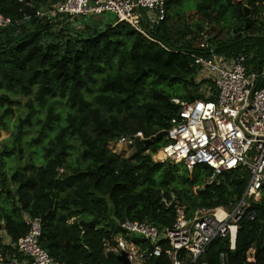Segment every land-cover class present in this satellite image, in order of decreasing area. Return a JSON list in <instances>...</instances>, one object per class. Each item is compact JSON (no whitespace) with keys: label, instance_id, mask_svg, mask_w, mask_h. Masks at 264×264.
<instances>
[{"label":"trees","instance_id":"1","mask_svg":"<svg viewBox=\"0 0 264 264\" xmlns=\"http://www.w3.org/2000/svg\"><path fill=\"white\" fill-rule=\"evenodd\" d=\"M61 1L34 0L30 7L0 0L4 15H29L20 32L15 26L0 29V134L10 128L15 93L28 97V111L18 117L16 133L0 147V168L5 157L17 153L23 159L24 146H37L28 149L22 171H0V256L4 264L23 258L14 245L28 231L27 214L40 219L39 244L54 259L122 264L106 250V243L113 245L120 234L122 221L170 228L178 207L189 216L197 208L229 209L242 197L249 178L245 168L223 172L210 182L212 170L206 165L189 170L180 163L156 162L151 155L165 144V130L180 119L172 98H215L200 90H213V83L198 80L192 56L203 36L216 53L253 54L254 67L264 64V0H166L165 17L147 28L149 38L117 22L113 14L77 17L81 29L69 24V16L61 24L35 16L36 7ZM244 7L251 23L244 33L233 34L245 21ZM223 27L228 37L220 39ZM254 34L262 42L259 49L247 42ZM56 104L68 108L64 115L55 112ZM35 105L46 113L37 118V137L22 143ZM137 132L151 141H138L128 156L109 149L119 135ZM250 210L254 219L237 222L232 249L228 238H215L194 264H220L221 253L227 264H264V230L254 254L264 222V186ZM129 240L147 243L137 236ZM158 244L161 253L148 264H172L167 241L160 238ZM180 255L184 264H193L185 251Z\"/></svg>","mask_w":264,"mask_h":264},{"label":"built area","instance_id":"2","mask_svg":"<svg viewBox=\"0 0 264 264\" xmlns=\"http://www.w3.org/2000/svg\"><path fill=\"white\" fill-rule=\"evenodd\" d=\"M33 6L34 0H17ZM104 13L113 14L117 22L127 23L131 28L149 38L147 28L164 19L166 0H63L46 7H36L34 14L56 22L67 16L90 17ZM22 19H12L0 12V29L20 25ZM199 52L193 54L194 64L201 78L213 83V90L202 88L206 97L215 94L213 100L199 97L190 100L172 98L179 106L180 119L165 130V144L151 155L156 162L180 163L191 170L196 165H206L215 174L245 168L248 183L240 198L231 208L223 206L212 209L197 208L189 216L182 207L175 210V222L170 228L140 221L125 220L120 223V234L113 245L106 243V250L119 254L125 251L131 264H148L153 256H159L160 238H164L169 249L167 255L172 264H184L180 252H186L191 263L205 252L215 238H228L230 249L234 247L237 222L245 217L254 219V212L247 210L259 200L264 186V70L247 67L252 54L228 57L209 47L207 38L198 43ZM144 139L141 132L134 135H119L108 145L117 153L118 149H133ZM27 233L14 245L23 257L13 259L12 264H65L54 259L39 244L41 221L38 217L24 215ZM133 236L146 240L145 245L130 241ZM220 264H227L226 255H219ZM0 264H4L0 256ZM201 264H206L202 262Z\"/></svg>","mask_w":264,"mask_h":264},{"label":"rangeland","instance_id":"3","mask_svg":"<svg viewBox=\"0 0 264 264\" xmlns=\"http://www.w3.org/2000/svg\"><path fill=\"white\" fill-rule=\"evenodd\" d=\"M104 17H108V18H111V14L110 13H104V14H100ZM95 17H98V15H96ZM176 19V17L174 16V20ZM178 22V21H176ZM191 22V21H190ZM250 23H251V20H250ZM69 24L72 26V27H75L76 29H81L82 27V23L81 21H78V18H71L69 19ZM237 28V27H236ZM235 28V29H236ZM242 33H244V31H241ZM228 37V34H227V27H223V30L219 36L220 39H225ZM247 42L251 45V46H254L255 48L259 49V46H262V42L261 40L259 39V37L257 36V34H254L253 37H250ZM254 52V51H253ZM252 57H253V54H252ZM254 60L252 58V60L250 61L249 64H247V67L249 69H254L256 70L257 68H260V70H264V64L259 66V67H254ZM202 79L201 76L199 75L198 77V80ZM91 88V85H89L88 87H86L84 90L86 89H89ZM202 88L203 86L200 87V90L202 91ZM14 99L17 100V103L16 105L14 106V116L12 118H10V128L9 129H5V130H1V134H0V147L2 146V144H5L8 142L9 140V136L11 135V133H16V128H15V123L17 122V119L19 116L21 117H24L25 114L27 113L28 111V108L26 107V102H27V99L28 97L26 96H22L21 94L19 93H15V97ZM36 106V112L35 114L33 115L32 117V124H29V125H25L23 127V134H21V137H22V140L21 142H27V141H30L32 138H35L37 137L38 135V128H39V124L37 122V118L40 117V118H43L45 113H46V109L44 107H37ZM67 107L66 106H63L61 104H56V110L55 112H61L62 115H64L67 111ZM74 147L77 149L76 151L79 150V146H78V143L77 142H74L73 143ZM27 146H24L25 149H23V153H22V157L23 159H19L18 157V154L15 153L14 155H11V156H8V157H5V164L2 168H0V171L1 169H3V172H7V173H12L16 170H19V171H22L25 166H26V163H27V160L29 158V152H28V149L29 150H36L37 146H32L31 148L27 147ZM34 147V149H33ZM119 154L121 155H124V156H128L131 154V149H125L124 147L123 148H120L117 150ZM12 189H14V186H11Z\"/></svg>","mask_w":264,"mask_h":264},{"label":"water","instance_id":"4","mask_svg":"<svg viewBox=\"0 0 264 264\" xmlns=\"http://www.w3.org/2000/svg\"><path fill=\"white\" fill-rule=\"evenodd\" d=\"M36 4H38V2H36ZM244 14H245V21L242 25H239L236 29L232 30V33L235 34L236 32H240L242 31L243 28H247L250 24V17L248 15V11L246 9V7H244ZM69 17H71L69 15ZM67 20V18H63L61 19V21H58L57 24H61L63 22H65ZM151 140L150 139H142V142L147 145ZM218 180V175L215 174L214 177L212 178V180L210 182H214ZM209 183H206L203 185V187H206ZM263 230H264V222H261V230H260V237L259 240L255 243V250H254V254H257L258 251L260 250V246L263 242ZM118 259L121 261L122 264H131L128 259H127V255L125 251H121L119 254H117Z\"/></svg>","mask_w":264,"mask_h":264}]
</instances>
